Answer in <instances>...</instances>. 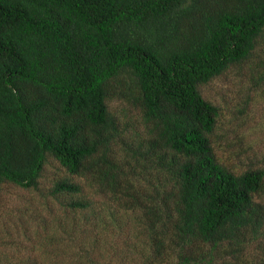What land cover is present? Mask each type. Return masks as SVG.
<instances>
[{
	"label": "trees",
	"instance_id": "16d2710c",
	"mask_svg": "<svg viewBox=\"0 0 264 264\" xmlns=\"http://www.w3.org/2000/svg\"><path fill=\"white\" fill-rule=\"evenodd\" d=\"M263 42L264 0H0V191L39 190L48 158L66 174L6 231L0 264H264V170L219 162L200 91ZM126 94L146 129L123 156L109 101ZM76 179L110 222L139 224L125 256Z\"/></svg>",
	"mask_w": 264,
	"mask_h": 264
},
{
	"label": "rangeland",
	"instance_id": "374dc122",
	"mask_svg": "<svg viewBox=\"0 0 264 264\" xmlns=\"http://www.w3.org/2000/svg\"><path fill=\"white\" fill-rule=\"evenodd\" d=\"M261 45L263 50L260 49L261 53L256 52L244 64L229 67L222 75L200 87L203 98L217 106L219 110L217 124L211 136L216 157L226 168L236 173L247 169L264 170V84L258 82V72H261V69L257 68L259 60L264 58V42ZM123 86L122 84L116 86L119 94L124 89ZM120 96L116 95L109 101V108L124 130L118 148L124 156L126 146L131 140H140L146 128L141 111L135 106L132 97L127 94L124 98ZM124 142L126 146L122 145ZM127 160L130 161V164L126 163L129 170L133 167L136 173L144 175L145 170H138V166L141 168L140 165L129 158ZM63 176H66L64 170L52 158H48L40 179L39 190L27 191L12 184L2 186L0 242L6 236L7 230L12 233L13 228L18 226L23 215L31 214L35 206L42 203L54 181ZM74 181L80 183L83 189L81 195L75 196L74 199H86L94 208L100 207L99 210L103 212L100 216L108 222V231L100 232L103 244L114 245L118 249L117 252L125 256V252L122 251L127 248L126 242L142 241V235L137 231L140 228L139 224L135 220H128L121 212H118L116 222H110L109 215L103 210V205L108 207L110 204L95 194L96 189L90 182L81 179ZM54 205V211L60 214L63 222L64 216L59 206L56 203ZM37 212L43 216L48 214L44 207ZM65 220L69 221L67 218ZM0 254L9 252L0 247Z\"/></svg>",
	"mask_w": 264,
	"mask_h": 264
}]
</instances>
